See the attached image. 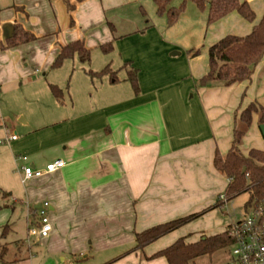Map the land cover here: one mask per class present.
Segmentation results:
<instances>
[{
	"label": "crops",
	"instance_id": "1",
	"mask_svg": "<svg viewBox=\"0 0 264 264\" xmlns=\"http://www.w3.org/2000/svg\"><path fill=\"white\" fill-rule=\"evenodd\" d=\"M239 1L249 3L253 21L234 10L208 24L207 6L200 9L189 0L176 22L180 29L173 31L168 29L176 23L169 25L156 6L152 13L136 6L140 0H84L71 15L58 0L65 21L56 42L0 46V191L6 194L0 196V219L7 220L0 227V243L7 247L0 264H169L166 257H147L180 237L195 242L227 228L230 223L216 233L202 229L200 221L211 222L214 208L143 251L135 249L136 233L200 212L224 194L230 180L216 169L215 153L230 150L236 118L249 104L264 107V57L250 80L199 85L209 71V48L228 34L248 35L263 17L264 0ZM4 8L9 11L0 20V42L15 23L32 32L30 17L42 24L38 34L54 33L48 10L31 16L23 3ZM184 17H191L192 26L181 22ZM181 30L189 42L178 41ZM78 39L91 50V61L75 56L53 68L61 46ZM109 42L112 49L104 52L100 45ZM107 66L117 81L87 73ZM133 71L138 90L130 81ZM51 84L63 90V102ZM261 124L254 113L240 144L245 155L252 148L264 151ZM10 133L18 138L8 140ZM58 159L66 165L23 182L24 165L44 169ZM44 201L51 204L53 229L39 239L29 234V226ZM18 215L25 220V239L13 228ZM11 232L15 238L7 241ZM123 246L132 248L118 256Z\"/></svg>",
	"mask_w": 264,
	"mask_h": 264
},
{
	"label": "trees",
	"instance_id": "2",
	"mask_svg": "<svg viewBox=\"0 0 264 264\" xmlns=\"http://www.w3.org/2000/svg\"><path fill=\"white\" fill-rule=\"evenodd\" d=\"M67 6L68 12L71 13L76 9V5L84 0H63ZM157 12L160 15H166L168 24L173 25L177 22L179 16L185 9L189 0H182L180 5L171 6L173 0H153ZM200 9L207 6L208 18L207 23L212 24L223 18L230 12L236 10L247 20L253 21L255 13L248 2L239 0H192ZM74 24V20H71ZM114 31L115 28L111 24ZM37 37L32 32L24 29L19 23L13 25V31L0 42L2 49L18 46L36 40ZM104 52L112 49V42L100 45ZM193 55L198 51H191ZM78 56L83 63L91 61V50L81 39L71 41L61 46L60 52L52 63L53 68L63 65L67 59ZM264 57V14L258 24H256L251 33L245 36L228 34L214 43L209 48V71L199 80L200 86H211L213 84L231 85L236 82L250 80L255 67ZM92 77H101L109 74L114 81H117L116 72H113L108 66L101 71L87 70ZM130 81L136 90L139 89L137 72L130 73ZM51 91L54 96L63 102V90L55 84H51ZM260 114V121L264 123V107L258 102H252L236 118L234 139L230 150L222 155L218 150L215 153L214 165L216 169L229 178V184L224 192V199L221 196L210 207L196 213L181 216L150 227L142 232L136 233V250H144V247L158 238L184 226L185 224L197 219L205 212L222 208L223 205L240 195L242 192L253 190V194L260 196L264 187V151L252 148L247 155L242 153L240 144L242 138L251 125L253 114ZM3 194L0 191V196ZM3 195H6L5 193ZM2 206L0 205V209ZM10 224L3 227L2 237L7 235ZM189 236L178 238L170 246L156 252L148 259L157 257H166L169 264H190L195 258L212 254L224 247H229L233 243L232 237L227 229L209 236H202L195 242L187 241ZM7 247L0 243V260H2L3 250Z\"/></svg>",
	"mask_w": 264,
	"mask_h": 264
},
{
	"label": "rangeland",
	"instance_id": "3",
	"mask_svg": "<svg viewBox=\"0 0 264 264\" xmlns=\"http://www.w3.org/2000/svg\"><path fill=\"white\" fill-rule=\"evenodd\" d=\"M13 2L16 3H23L24 5H28L29 7H31L32 11H31V16L32 13H39V12H44V11H49L51 16H52V23L50 25V29L51 31H54L53 34H46L44 36H41V34L38 33H42L41 31L43 30L42 24H37V22L30 17V27L33 28H29L32 30V32H34V34L36 35L37 39L35 41V43L38 44H47L48 42H50L51 40H55V42L58 39V35H59V31L62 29V23H64L65 21V17H63L60 14H58V10L56 9V4L58 3V0H0V20L2 19H6L7 14H8V9H5V5L6 4H12ZM182 2V0H173L172 3L170 4L171 6H178L180 5V3ZM190 4L193 5V3L190 2ZM133 5H136L133 4ZM142 5L145 10L147 12H151L154 11L155 9V3L153 0H140V3H137L136 6ZM132 6V5H131ZM129 6L127 8H131L132 7ZM138 7H136V9L132 10L135 12V15L138 14ZM53 10H55V13H53ZM140 10V9H139ZM192 12H197L196 14H198L200 11H198L197 9H194L193 11H190V9H188L187 13H192ZM53 13V15H52ZM141 15L140 17L143 18L144 20H146L148 18H145L142 15V11H140ZM201 14V13H199ZM193 18V17H192ZM149 19V18H148ZM191 19V17H190ZM190 19H182V23L183 24H188L190 26H192V23L189 22L188 20ZM62 21V23H61ZM46 24H50L49 22H47L44 19V22ZM181 24V23H180ZM180 24L176 23L175 27H171L168 30H178L180 29ZM47 26V25H46ZM36 31H35V30ZM54 29V30H53ZM166 33V30H164ZM167 35V33H166ZM185 33L181 30L179 32H176V36L178 41H182V42H189L191 39H188L186 36L184 37ZM41 36V37H39ZM31 42V43H32ZM2 71L0 70V76H1ZM0 120H1V115H0ZM4 124H0V139H3L4 136L1 134V129H3ZM1 144V143H0ZM256 194H253V190H248L245 192H242L240 195L234 197L233 199H231L230 201H227L222 208H217L214 209L212 211V213L209 215V217L211 219H209L208 222L207 221V217L202 219L200 221L201 226L203 227L202 229H205L208 233H216L218 231H220L223 227L226 226V223H232L234 221H237L243 217H245V215L247 213H249L251 211V208L253 206V204L256 201ZM1 203H3L1 201ZM25 207V206H24ZM0 214H3L2 211H0ZM2 216V215H0ZM20 217V218H18ZM18 217L14 220H11L13 223V228L14 230L19 232L18 237L25 239L26 238V234H27V228H26V224H25V220L23 219L22 215H18ZM7 222V220L5 221L4 219H0V227L1 225L5 224ZM208 224V225H207ZM15 238V234L14 232H11L8 237H7V241H11ZM168 238V237H167ZM135 244H132V246H134ZM132 246L130 248H132ZM3 247V244H2ZM128 248V249H130ZM127 249V250H128ZM124 246L121 247L118 251L119 254H117L118 256L125 253L127 251ZM231 250H232V246L230 245L229 247H224L222 249H219L217 251H215L212 254H206V255H202L199 256L197 258H195L194 260H192L190 262V264H226L230 258V254H231Z\"/></svg>",
	"mask_w": 264,
	"mask_h": 264
},
{
	"label": "built area",
	"instance_id": "4",
	"mask_svg": "<svg viewBox=\"0 0 264 264\" xmlns=\"http://www.w3.org/2000/svg\"><path fill=\"white\" fill-rule=\"evenodd\" d=\"M17 134L8 136V140H16ZM4 140L0 139V143ZM25 163L28 157H23ZM66 162L62 159L48 163L44 169L31 166L29 163L22 167L24 172L23 182L38 178L46 173H52L64 167ZM224 199V195H221ZM50 202H41L39 208L35 210L36 222H31L29 234L39 239L47 238L53 227L49 218ZM35 221V220H34ZM227 231L233 239L230 258L226 264H264V187L263 193L256 197L251 211L245 217L230 223Z\"/></svg>",
	"mask_w": 264,
	"mask_h": 264
},
{
	"label": "water",
	"instance_id": "5",
	"mask_svg": "<svg viewBox=\"0 0 264 264\" xmlns=\"http://www.w3.org/2000/svg\"><path fill=\"white\" fill-rule=\"evenodd\" d=\"M260 129H261V132H262V134L264 136V123L260 125Z\"/></svg>",
	"mask_w": 264,
	"mask_h": 264
}]
</instances>
